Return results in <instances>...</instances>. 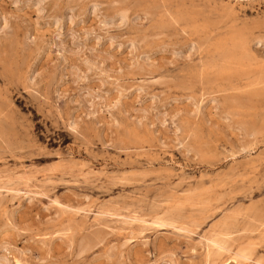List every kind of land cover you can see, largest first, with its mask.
<instances>
[{
    "label": "rangeland",
    "instance_id": "374dc122",
    "mask_svg": "<svg viewBox=\"0 0 264 264\" xmlns=\"http://www.w3.org/2000/svg\"><path fill=\"white\" fill-rule=\"evenodd\" d=\"M260 211L264 0H0V264H257Z\"/></svg>",
    "mask_w": 264,
    "mask_h": 264
},
{
    "label": "bare ground",
    "instance_id": "6f19581e",
    "mask_svg": "<svg viewBox=\"0 0 264 264\" xmlns=\"http://www.w3.org/2000/svg\"><path fill=\"white\" fill-rule=\"evenodd\" d=\"M121 19V18H120ZM241 35V34H240ZM251 35V34H250ZM206 39H208V38H206ZM237 40V39H236ZM243 40V39H242ZM239 41V40H238ZM234 44H237V43H234ZM240 46H241V44H240ZM247 46V45H246ZM201 49V48H200ZM250 49V48H249ZM251 55V54H250ZM243 57H244V55H243ZM248 58V57H247ZM229 65V64H228ZM252 66V65H251ZM233 70V69H232ZM249 71V70H248ZM88 104H89V102H87ZM87 106V105H86ZM73 122V121H72ZM70 128V127H69ZM250 138V137H249ZM252 149V148H251ZM250 149V150H251ZM243 150H241L240 152H242ZM247 152V151H246ZM243 154H245V153H243ZM235 156V155H234ZM232 158H233V156H232ZM234 161V160H233ZM34 177V176H33ZM6 188V187H5ZM208 188V187H207ZM250 198V197H249ZM243 200V199H242ZM202 206H203V204H202ZM231 206V205H230ZM249 210V209H248ZM110 211V210H109ZM256 211V210H255ZM248 211H246L245 210V213L248 215V213H247ZM262 212H264V211H262ZM261 211H260V213H256V217L258 216L259 218L260 217H262V219H263V216H264V213H262ZM111 213V212H110ZM252 215V214H251ZM231 219L233 218V219H235V218H237L238 219V217H230ZM246 218V217H245ZM251 218V217H250ZM123 219V218H122ZM155 219V218H154ZM229 219V218H228ZM248 219V218H247ZM250 220H252V219H250ZM224 221V220H223ZM227 221V220H226ZM231 221V220H230ZM234 221V220H233ZM246 221H248V220H246ZM259 221V220H258ZM257 220H256V222H255V224L258 222ZM263 221H264V219H263ZM147 222V221H146ZM235 222V221H234ZM261 222V221H260ZM158 223V222H157ZM230 223V222H229ZM150 224V223H149ZM160 224V223H159ZM220 224H222V223H220ZM219 224V225H220ZM225 224H226V226H227V223L225 222ZM224 224V225H225ZM236 224V223H235ZM247 224V223H246ZM257 224H260L261 225V223H257ZM232 225V224H231ZM253 225V224H252ZM262 225L264 226V223L262 222ZM106 226V225H105ZM125 226V225H124ZM143 226V225H142ZM236 226H237V224H236ZM151 227V226H150ZM228 227V226H227ZM232 227H235L234 225L232 226ZM249 227H251V225H249ZM248 227V228H249ZM217 228V227H216ZM214 229L215 230V232H214V235L215 236H217L215 233H217L216 232V230L217 229ZM259 228V227H258ZM257 228V229H258ZM227 229V228H226ZM238 229H240V232L238 233L237 232V234H240V233H242L244 230H248V229H242L243 231L241 232V227H239ZM251 229V228H250ZM230 230H231V228H230ZM235 230H237V229H235ZM235 230H233V231H235ZM252 230H254L253 228H252ZM259 230V229H258ZM221 231V229L219 230V232ZM225 231V230H224ZM224 231H222L221 233L222 234H224V233H226V231H228V230H226L225 232ZM255 231V230H254ZM245 232V231H244ZM250 232H251V230H250ZM231 233V232H230ZM232 233H235V232H232ZM247 233V232H246ZM246 233H244V234H246ZM253 233V232H252ZM236 234V233H235ZM243 234V235H244ZM213 235V236H214ZM225 236H226V234H224ZM223 235V236H224ZM231 235V234H230ZM247 235V234H246ZM251 235V234H250ZM228 236V235H227ZM88 237V236H87ZM203 237V236H202ZM210 237H211V234H210ZM233 236H231V238H232ZM235 237H237V235L235 236ZM235 237H233V238H235ZM246 237V236H245ZM206 238H208V237H206ZM217 238V237H216ZM216 238L212 241L211 239L209 240V241H212V249L211 250H209V252L206 254V260L204 261L206 264H215L216 262V259L217 258H219V256H220V253H222V251L223 250H225L226 251V249L227 248H229V247H225L226 245H224V244H226V243H223L222 242V240L220 241L219 240V236H218V240L219 241H217L216 240ZM230 238V239H231ZM223 239H224V237H223ZM229 239V238H228ZM92 240V239H91ZM207 240V239H206ZM234 240V239H233ZM208 241V242H209ZM93 242V241H92ZM246 245L245 246H243L242 244V247H238V250H237V252L235 253V255L237 256H235L234 258H237L238 260H241V261H245V260H249V258H251L253 255L251 254V253H253L254 251H253V249L255 248H253V244L252 243H249V244H247V243H245ZM206 246V245H205ZM206 248V247H205ZM224 251V252H225ZM253 251V252H252ZM224 252H223V254H224ZM229 252V251H228ZM256 252V251H255ZM227 253V252H226ZM252 255V256H251ZM262 256H263V254H261ZM260 255V256H261ZM222 256V255H221ZM222 258V257H221ZM259 258V257H258ZM220 259V258H219ZM257 259V258H256ZM222 260V259H221ZM223 261V260H222ZM221 261H219V263H220ZM205 263H203V264H205ZM257 264H264V256L263 257H261V258H259L258 260H257Z\"/></svg>",
    "mask_w": 264,
    "mask_h": 264
}]
</instances>
